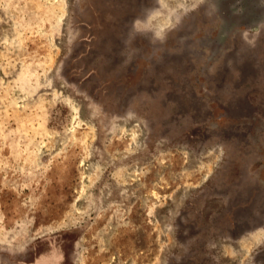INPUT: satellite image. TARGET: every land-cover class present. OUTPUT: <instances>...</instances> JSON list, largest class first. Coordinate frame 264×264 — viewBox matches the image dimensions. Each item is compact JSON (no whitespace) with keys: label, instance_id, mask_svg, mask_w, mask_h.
I'll use <instances>...</instances> for the list:
<instances>
[{"label":"rangeland","instance_id":"rangeland-1","mask_svg":"<svg viewBox=\"0 0 264 264\" xmlns=\"http://www.w3.org/2000/svg\"><path fill=\"white\" fill-rule=\"evenodd\" d=\"M136 1L0 0V264H264V31Z\"/></svg>","mask_w":264,"mask_h":264},{"label":"flooded vegetation","instance_id":"flooded-vegetation-1","mask_svg":"<svg viewBox=\"0 0 264 264\" xmlns=\"http://www.w3.org/2000/svg\"><path fill=\"white\" fill-rule=\"evenodd\" d=\"M212 7L219 16V22L224 30L228 26L235 28L242 27L244 31L254 34L258 31H264V0H209ZM149 3L144 0H137L134 8L143 9L148 7ZM194 30V24L191 22L186 26V30L180 35L186 38ZM254 45V44H253ZM226 60L233 57V52H228Z\"/></svg>","mask_w":264,"mask_h":264},{"label":"clouds","instance_id":"clouds-1","mask_svg":"<svg viewBox=\"0 0 264 264\" xmlns=\"http://www.w3.org/2000/svg\"><path fill=\"white\" fill-rule=\"evenodd\" d=\"M133 29L138 31V29H137V27H136V23H135V22L133 23Z\"/></svg>","mask_w":264,"mask_h":264}]
</instances>
